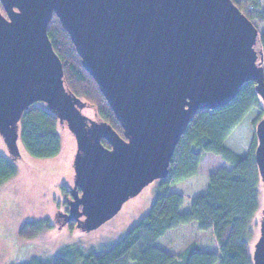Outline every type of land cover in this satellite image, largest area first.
<instances>
[{
	"label": "water",
	"instance_id": "water-1",
	"mask_svg": "<svg viewBox=\"0 0 264 264\" xmlns=\"http://www.w3.org/2000/svg\"><path fill=\"white\" fill-rule=\"evenodd\" d=\"M0 137L14 161L23 112L43 103L77 150L68 213L93 231L145 186L167 177L176 145L198 111L217 110L255 83L264 110L258 30L231 0H0ZM56 16L122 133L81 111L64 86L47 35ZM264 114V113H263ZM254 159L264 189V116ZM105 140L109 147H105ZM253 264H264V208Z\"/></svg>",
	"mask_w": 264,
	"mask_h": 264
},
{
	"label": "trees",
	"instance_id": "trees-1",
	"mask_svg": "<svg viewBox=\"0 0 264 264\" xmlns=\"http://www.w3.org/2000/svg\"><path fill=\"white\" fill-rule=\"evenodd\" d=\"M231 1L258 30L256 47L262 52L264 71V0ZM0 13L4 14L1 3ZM47 28L52 49L62 63L65 88L91 106L98 121L107 122L121 136L113 111L83 69L56 16ZM254 88L255 83L248 82L227 106L198 111L192 117L176 145L169 174L157 183L149 212L119 241L88 250L66 246L46 261L30 253L23 261L9 264H253V220L259 212L261 192L253 158L256 147L252 144L251 153L240 156L225 141L250 109L260 107ZM22 115L19 136L27 153L41 159L57 157L62 147L59 127L63 126L57 116L43 103H35ZM208 153L220 157L229 170L199 171L201 159ZM15 161L0 155V187L15 177ZM40 223L28 221L20 235L24 230L38 233Z\"/></svg>",
	"mask_w": 264,
	"mask_h": 264
},
{
	"label": "rangeland",
	"instance_id": "rangeland-1",
	"mask_svg": "<svg viewBox=\"0 0 264 264\" xmlns=\"http://www.w3.org/2000/svg\"><path fill=\"white\" fill-rule=\"evenodd\" d=\"M255 50H258V46H255ZM258 98L260 107L250 109L225 141V146L240 156L251 153L252 144L255 143L256 147V124L264 116L261 99ZM81 112L87 118L97 121L91 106L88 105ZM59 135L62 147L54 158L31 157L23 147L20 137L17 141L20 153L19 159L15 161L17 172L15 177L0 187V264H9L11 261L18 263L30 256V253L46 261L66 246L76 245L88 250L105 243H116L151 208L159 180L145 186L134 198L124 202L121 210L112 219L93 231H81L76 228L75 222L63 225L61 220L58 223L56 217L69 210L68 201L71 198L69 191L72 189L70 187L74 178L72 162L77 150L74 136L66 125L59 127ZM0 155L9 157L2 137ZM201 160L198 169L203 173H215L220 169L229 170L228 165L220 157L212 154L204 155ZM61 186L65 190H62ZM260 190L259 212L253 220L255 238L251 242L252 247L259 236V219L264 208L262 186ZM28 221L41 222V229L36 234L32 230H24L21 236L19 233L21 227ZM43 224L48 226L43 227Z\"/></svg>",
	"mask_w": 264,
	"mask_h": 264
},
{
	"label": "flooded vegetation",
	"instance_id": "flooded-vegetation-1",
	"mask_svg": "<svg viewBox=\"0 0 264 264\" xmlns=\"http://www.w3.org/2000/svg\"><path fill=\"white\" fill-rule=\"evenodd\" d=\"M87 108V107H86ZM97 122H98V120H97ZM121 136H122V134H121ZM102 141H105V140H102ZM72 187V186H71ZM70 187V188H71ZM70 192V191H69ZM70 201V200H69ZM68 201V202H69ZM69 211V210H68ZM68 211H66V213H68ZM63 214H65V213H63ZM63 214H60V215H58L57 217H56V221L59 223L63 218H64V215ZM75 225H76V222H75Z\"/></svg>",
	"mask_w": 264,
	"mask_h": 264
}]
</instances>
